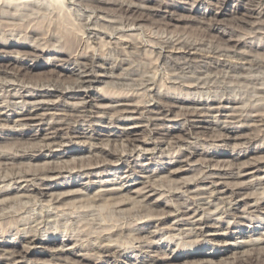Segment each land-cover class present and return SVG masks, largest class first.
<instances>
[{
  "label": "rangeland",
  "instance_id": "1",
  "mask_svg": "<svg viewBox=\"0 0 264 264\" xmlns=\"http://www.w3.org/2000/svg\"><path fill=\"white\" fill-rule=\"evenodd\" d=\"M5 1L9 3L7 8ZM256 5L257 0H0V38L26 41L40 50H47V53H42L29 46L0 47V65L14 75L11 77L13 89L47 85L52 81L68 86L77 77L76 69L70 64L72 57L91 51L104 58L101 66L104 69H97L96 74H108L100 76L102 80L96 81L89 89V96L110 97L129 93L130 103L141 107L154 105L157 108L184 101L189 110L193 106L200 109L197 111L199 118L193 119L195 125L188 131L181 116L185 107L161 109L157 120L142 111L134 115V122L140 125L138 133L149 142L148 150L133 148L121 138L110 142L106 150H99L98 147L102 146L100 139L105 140L108 133L117 132L123 125L120 106L116 107V112L115 108L100 109L105 111L106 117L103 115L99 123L93 115L91 120L93 125H97L94 128L98 136L87 131L86 126L85 130H80L77 137L85 142L89 139L87 145L46 148L39 153L33 152L42 154L34 157L28 151L34 146H16L13 144L15 140L3 139L0 135L3 137L0 138V191L5 192L0 200L6 198L10 203L9 208L0 211V242L19 246L21 238L33 236L36 239L34 252L37 254H30L20 264H67L66 257L75 261L79 259L78 255L94 254L105 246H109L113 259L96 258L85 261V264H146L153 257H172L180 250L203 252L196 258L201 264H230L237 252H251L264 247V214L260 213L248 215L238 212L241 218L210 216L213 219L210 221L211 230L218 231H206L205 236L195 232L193 226L183 223L170 230L180 215L175 204L183 207L188 203L190 208L197 207L199 211L208 201L214 205L211 211L227 207L225 201L216 200L218 196L209 198L211 186L200 181L210 172L218 175L235 172L243 163L264 160V123L259 121L264 119V19L257 20L258 17L247 12V8L259 9ZM127 42L130 46L126 45ZM186 47L193 48V54L187 55ZM53 51L62 53L53 55ZM193 58L197 59L194 61ZM115 61L119 64L116 63L117 67ZM193 83L196 87L192 86ZM0 90L2 102L6 93ZM109 102L106 99L99 105L105 107ZM53 112V108L48 110V113ZM231 118L235 124L226 122L232 121ZM154 124L159 126L158 133L152 130ZM10 125L13 126V123ZM232 127H239L236 138L222 141L225 129L231 131ZM19 129L13 126L11 132L16 133ZM30 129L32 132L22 141L38 142L43 136L39 134L43 132H38L35 138V128ZM160 138L164 140H158ZM91 140L94 142L91 143ZM94 143L97 147L92 145ZM108 150L118 151L116 154L121 160L116 162L109 157ZM44 156L51 157L49 164L47 159H42ZM47 165L66 166L70 170L52 180L32 182L38 187L42 183L51 187L63 184L53 191L59 195L60 203L57 204L49 195L37 191L25 192L22 188L17 189L11 181L19 173H35ZM180 167L182 170H178ZM135 177H139L142 184L133 185ZM185 181L190 183L189 191L201 194L191 199L189 192L182 188ZM227 182L229 187L245 182L246 187L240 193L249 196L250 203L264 200V167L253 177ZM144 183L154 189V193H146V196L151 195L150 198H141L135 192ZM22 185L25 186V183ZM107 193L116 200L124 199L125 204H114L107 197H101V194ZM242 209L243 205H240L239 210ZM158 213L164 214L158 217L164 219L161 223L154 220ZM227 222H230L229 229H226ZM117 228H123L122 234L115 232ZM152 233L156 235L153 237ZM133 236H141L143 240H133ZM23 244L21 241V246ZM42 251H45L44 254L40 253ZM50 251L55 255H51ZM69 252H75L77 256L73 257ZM190 260L183 256L175 264H189Z\"/></svg>",
  "mask_w": 264,
  "mask_h": 264
},
{
  "label": "bare ground",
  "instance_id": "2",
  "mask_svg": "<svg viewBox=\"0 0 264 264\" xmlns=\"http://www.w3.org/2000/svg\"><path fill=\"white\" fill-rule=\"evenodd\" d=\"M223 1V0H222ZM4 2V1H2ZM11 2V1H10ZM5 3L7 4V2L5 1ZM4 3V4H5ZM17 3V2H16ZM223 3V2H222ZM251 3V2H250ZM11 5V4H10ZM257 5H259V9L255 10L254 7L251 8H247V12H249V14L251 16L258 17L257 20L260 19H264V0H257ZM256 5V6H257ZM6 8L9 7V3L7 5H5ZM12 6V5H11ZM3 7V6H2ZM127 7V6H125ZM251 7V6H250ZM5 8V9H6ZM130 8V7H129ZM3 9V8H2ZM125 9V8H124ZM8 10V9H7ZM1 11V10H0ZM126 11V9H125ZM3 13H5V10H2ZM245 13V12H244ZM3 15V14H2ZM249 15V16H250ZM9 17V16H8ZM247 17V16H246ZM251 18V17H250ZM246 19V18H245ZM253 19V18H252ZM251 19V20H252ZM13 20V19H12ZM242 20V19H241ZM247 20V19H246ZM250 20V19H249ZM6 21V20H5ZM9 21V20H8ZM215 21V20H214ZM243 21V20H242ZM218 22V21H217ZM261 22V21H260ZM10 23V22H9ZM258 23V22H257ZM15 24V23H14ZM263 24V23H261ZM15 26V25H14ZM261 27H263L261 25ZM264 28V27H263ZM10 39V38H9ZM71 40V39H70ZM127 41V40H126ZM37 42V41H36ZM69 42V41H68ZM188 42V41H187ZM71 43V41H70ZM108 43V42H107ZM134 43V42H133ZM178 44V43H177ZM9 45H15L17 47H22V46H29L32 49H35L37 51H41L42 53H47V50H40L38 47L33 46L32 44H29L26 41H11V40H5L0 38V47H8ZM125 45V44H124ZM128 46H130V42L127 44ZM171 45V44H169ZM175 45V44H174ZM127 46V47H128ZM165 46V45H164ZM177 46V45H176ZM181 46V44H180ZM191 46V45H190ZM52 47V46H51ZM172 46H170L171 48ZM182 47V46H181ZM189 47V46H187ZM186 47V48H187ZM192 47V46H191ZM187 48L186 50V54L187 55H191L193 54V48ZM194 47V46H193ZM130 48V47H129ZM169 48V47H168ZM183 48V47H182ZM182 48H176L178 51ZM185 48V47H184ZM183 48V49H184ZM198 48V47H197ZM167 49V48H166ZM165 49V51H167ZM174 49V48H173ZM96 51V50H94ZM172 51V50H171ZM177 51V52H178ZM175 52V51H174ZM17 53V52H16ZM62 52L60 51H53V55H59ZM123 53V52H122ZM169 53V52H167ZM221 53V52H220ZM229 53V52H228ZM227 53V54H228ZM51 54V53H49ZM121 54V53H120ZM164 54V53H163ZM214 54V53H213ZM216 54V53H215ZM225 54V52H224ZM241 54V53H240ZM160 55H162L160 53ZM169 55V54H168ZM172 55V54H171ZM171 55L169 56V58L171 57ZM185 55V54H184ZM186 55V56H187ZM36 56V55H34ZM179 56V55H177ZM182 56V55H181ZM180 56V57H181ZM185 56V57H186ZM194 56V55H192ZM200 56V55H199ZM202 56V55H201ZM207 56V55H206ZM215 56V55H214ZM223 56V55H222ZM239 56V55H238ZM248 56V55H247ZM38 57V56H37ZM42 57V56H41ZM72 57V56H71ZM100 57V56H99ZM96 56V54L94 52L90 53H85V54H80L78 56H73L72 57V62L70 63L71 65L74 66V68L76 69L77 72V77L76 79L68 86H62L59 83H57L58 81H52L51 84H47V85H41V86H35V87H30V88H25V87H20L17 89H13L12 87H14V83H13V78H11L12 76H14L12 74V72L10 73L9 70H7V68L2 67L0 65V89H3L5 91H3L4 93H6V95L4 94V101L0 102V135H2L1 137L3 139H7V140H15L13 144H15L16 146L19 145H31L34 146L32 147L30 150H28L29 152L31 151L32 154L33 152H37L41 151L43 149H48L51 147H61V146H69V145H84L86 144V142H88V140L82 141L80 139H78L79 137H77V135L80 133V130L84 129L85 126L87 127V131L93 132L95 134H97L98 136V132L95 130V126L97 125H93L91 118L93 117V115H95V118H98V123L101 122L100 119L104 118V113L105 111H102L100 109L102 108H107V109H113L115 108V112H116V107H121L120 111H121V119L123 122L122 127L118 128V131H111L110 133H108L107 137L105 140L100 139V142L102 144L101 147H98L99 150L103 149L106 150V146H109L108 144L110 142L115 141L116 138H121L123 139L125 142L124 143H128L130 146H132L133 148H138L141 147L143 150H148L149 142L146 141L145 139H142V137L140 136V134L138 133V131L140 130L139 128V123H137L139 126L136 125V123L134 122V120H136L135 116L136 114L139 115V112H144V113H149L148 115L151 114V116H155L158 117L161 114V111L164 109L167 110H171L173 107H185L187 106L186 103L183 102H174V105H166V106H157V108L154 107V105H152V107H148V106H140L136 103H130V95L128 94H119V95H112L110 97H106V96H97V97H92L89 96V89L94 85V83L96 81H101L102 78H100V76H104L108 73L103 72V75H97L96 71L97 69H104L102 68V60ZM175 57V56H174ZM217 57V56H216ZM55 58V57H54ZM167 58V57H166ZM165 58V59H166ZM191 58V57H190ZM211 58V57H210ZM251 58V57H249ZM56 59V58H55ZM164 59V58H163ZM179 59V58H178ZM187 59V57L185 58V60ZM189 59V58H188ZM197 58H195L196 60ZM248 59V58H247ZM180 60V59H179ZM179 60H177V62H179ZM194 60V58H193ZM194 60V61H195ZM209 60V59H208ZM215 60V59H213ZM212 60V61H213ZM245 60V59H244ZM249 60V59H248ZM175 61V60H174ZM173 61V62H174ZM183 61V60H182ZM188 61V60H187ZM191 62V60H189ZM203 61V60H202ZM216 61V60H215ZM171 62V61H170ZM189 62V63H190ZM197 62V61H196ZM201 62V61H200ZM198 62V64L200 63ZM208 62V61H207ZM224 62V61H223ZM222 62V63H223ZM113 63V62H112ZM112 63H110L112 65ZM116 61H115V65H116ZM193 63V61H192ZM191 63V64H192ZM202 63V62H201ZM200 63V65H202ZM204 63V62H203ZM210 63V61L208 62ZM221 63V64H222ZM251 63V62H250ZM249 63V65H250ZM110 64H107L108 67ZM114 64V63H113ZM118 64V63H117ZM188 64V63H186ZM195 64V63H194ZM230 64V63H229ZM242 64V63H241ZM110 65V66H111ZM119 65V64H118ZM190 65V64H189ZM209 65V64H208ZM228 65V64H227ZM231 65V64H230ZM229 65V66H230ZM248 65V64H247ZM253 65V64H252ZM255 65V63H254ZM105 66V65H104ZM183 66V65H181ZM199 66V65H197ZM237 66V65H236ZM239 66V65H238ZM244 66V65H243ZM240 66V67H243ZM251 66V65H250ZM114 67V66H113ZM117 67V65H116ZM121 67V65H120ZM186 66H184L185 68ZM195 67V66H194ZM204 67V65H203ZM203 67H199L203 68ZM216 67V66H215ZM224 67V66H223ZM228 67V66H227ZM239 67V68H240ZM245 67V66H244ZM253 67V66H251ZM261 67V66H260ZM111 68V67H110ZM109 68V69H110ZM147 68V67H146ZM181 68V67H180ZM193 68V66H192ZM191 67L188 68L189 71L190 69H192ZM197 68V67H196ZM225 68V67H224ZM229 68V67H228ZM238 68V69H239ZM249 68V67H247ZM257 68V67H256ZM112 69V68H111ZM115 69V68H114ZM183 69V68H182ZM204 69V68H203ZM210 69V68H209ZM208 69V70H209ZM246 69V68H245ZM251 69V68H250ZM249 69V70H250ZM255 69V67H254ZM179 70V69H178ZM184 70V69H183ZM196 69H193V71ZM202 70V69H201ZM200 70V71H201ZM228 70V69H227ZM244 70V69H243ZM252 70V69H251ZM259 70V69H258ZM102 71V70H101ZM112 71V70H111ZM181 71V70H180ZM185 71V70H184ZM192 71V70H191ZM245 71V70H244ZM248 71V69H247ZM255 71V70H254ZM109 72V71H108ZM147 72V71H146ZM228 72V71H227ZM238 72V71H237ZM242 72V71H241ZM239 72V73H241ZM250 72V71H248ZM101 73V72H100ZM105 73V74H104ZM190 73V72H189ZM195 73V72H193ZM210 73V72H209ZM212 73V72H211ZM216 73V72H215ZM230 73V72H229ZM245 72H243L244 74ZM247 73V72H246ZM76 74V73H75ZM112 74V73H110ZM109 74V75H110ZM159 74V73H158ZM180 74V73H179ZM186 74V73H185ZM191 74V73H190ZM199 74V73H198ZM236 75V72H235ZM218 76V75H217ZM246 76V75H245ZM110 77V76H109ZM108 77V78H109ZM210 77V76H209ZM229 77V76H228ZM236 77V76H235ZM111 78V77H110ZM123 78V77H122ZM197 78V77H196ZM200 78V77H199ZM238 78V77H237ZM240 78V77H239ZM243 78V77H242ZM16 79V78H14ZM113 79V78H112ZM124 79V78H123ZM197 80V79H196ZM15 81V80H14ZM112 81V80H110ZM121 81V80H120ZM203 82V80H202ZM49 83V82H48ZM112 83V82H111ZM114 83V82H113ZM121 83V82H120ZM145 83V82H144ZM16 84V83H15ZM45 84V83H44ZM60 84V85H59ZM107 84V83H106ZM110 84V83H109ZM202 84V83H199ZM145 85V84H144ZM198 85V83H197ZM192 86H195L194 83ZM29 87V86H28ZM194 87V89H195ZM200 87V86H199ZM12 88V89H11ZM17 88V87H16ZM25 88V89H24ZM8 89V90H6ZM11 89V91L9 90ZM23 89V91H21ZM109 89V88H108ZM193 89V88H192ZM2 91V90H0ZM113 91V90H112ZM264 91V90H263ZM262 92V91H261ZM2 93V92H1ZM3 94V93H2ZM260 94V93H259ZM262 94V93H261ZM133 96V95H132ZM135 97V96H134ZM2 99V98H1ZM109 100V104L105 105V107H102L99 105V103L103 102L104 100ZM74 100V101H73ZM133 100V99H132ZM175 100V98H174ZM178 100V99H176ZM185 100V99H184ZM188 100V98L186 99ZM169 102V101H168ZM166 102V103H168ZM148 103V102H147ZM146 103V104H147ZM189 103V102H188ZM114 104V105H113ZM117 104V105H115ZM155 104V103H154ZM191 104V103H190ZM204 104V103H203ZM217 105V104H216ZM200 106V105H198ZM203 106V105H202ZM213 106V105H212ZM154 107V108H153ZM50 108H53L54 112L53 113H48V110H50ZM203 108V107H202ZM217 108V107H216ZM16 109H20V112H16ZM155 109V110H154ZM162 109V110H161ZM198 109L197 107L192 108V110L188 109L185 107L184 112L182 113V117L183 120L186 122H183L186 124V129L187 131L191 129V127H193V123L195 122L193 119L198 117ZM221 109V108H220ZM223 109V108H222ZM52 110V109H51ZM114 110V109H113ZM112 110V111H113ZM161 110V111H160ZM200 110V109H199ZM203 111V110H202ZM199 111V112H202ZM221 112V111H220ZM208 113V112H207ZM215 113H217L215 111ZM233 113V112H232ZM143 114V113H142ZM209 114V113H208ZM212 114V113H211ZM104 115V116H103ZM118 115V114H117ZM116 115V116H117ZM147 115V114H146ZM147 115V116H148ZM163 115V114H162ZM166 115V114H165ZM109 116V115H107ZM137 116V115H136ZM143 116V115H142ZM150 116V117H151ZM204 116V115H203ZM214 116V115H213ZM233 116V115H232ZM263 116V115H262ZM106 117V116H105ZM261 117V116H260ZM108 118V117H107ZM113 120V117H111ZM140 118V117H139ZM142 118V117H141ZM145 118V117H144ZM199 118V117H198ZM237 118V117H236ZM256 118V117H255ZM150 119V118H149ZM214 119V118H213ZM228 119V118H227ZM232 121H226L228 123H234L233 122V118H231ZM262 119V118H261ZM110 120V119H109ZM148 121V119H146ZM157 120V118L155 119ZM218 120V118H217ZM235 120V119H234ZM107 121V119H106ZM117 121V120H116ZM142 121V120H141ZM219 121V120H218ZM245 121V120H244ZM261 121V123H264V119L263 120H259ZM207 122V121H206ZM10 123H13V126H17L20 127L19 131L16 133L11 132L13 126L10 125ZM97 123V122H96ZM106 123V122H105ZM108 123V122H107ZM110 123V122H109ZM154 123V122H152ZM157 123V122H156ZM225 123V122H224ZM236 123V122H235ZM234 123V124H235ZM244 123V122H243ZM115 124L117 125V123L115 122ZM141 124H143L141 122ZM163 124V121H162ZM218 124V123H217ZM153 125V124H152ZM164 125V124H163ZM169 125V124H168ZM181 125V124H180ZM209 125V124H208ZM264 125V124H263ZM119 125H117L118 127ZM161 126V124H160ZM182 126V125H181ZM212 126V125H211ZM219 125H217L218 127ZM222 126V124H221ZM226 126V125H224ZM222 126V127H224ZM116 127V126H115ZM145 127V126H144ZM159 127V126H158ZM158 127L156 126V124H154V128L152 130H154L155 132L158 133ZM162 127V126H161ZM166 126H164L165 128ZM175 127V126H174ZM184 127V126H183ZM198 127V126H197ZM30 128H35V138L38 137V132H43L39 135H43L41 137V139L38 142H33V143H29V142H23L22 139L23 137L27 136L28 133L31 131ZM199 128V127H198ZM212 128V127H211ZM239 128V127H237ZM236 127H232L231 131L228 129H225V132L223 134V138L222 141L225 142V140H230V139H235L236 135L235 133L238 131ZM160 129V128H159ZM169 129V127H168ZM209 129V128H208ZM85 130V129H84ZM199 130V129H198ZM205 130V129H204ZM207 130V127H206ZM211 130V129H210ZM160 131V130H159ZM162 131V129H161ZM197 131V130H196ZM224 131V130H223ZM222 131V132H223ZM32 132V131H31ZM164 133V131H162ZM168 132V131H167ZM195 132V131H194ZM204 132V131H203ZM201 131V133H203ZM206 132V131H205ZM162 133V134H163ZM196 133V132H195ZM165 134V133H164ZM187 134V133H186ZM161 135V134H160ZM168 135V133L166 134V136ZM199 135V134H198ZM197 135V136H198ZM204 135V134H203ZM202 135V136H203ZM80 136V134H79ZM157 136V135H156ZM191 136V134L189 135ZM0 137V138H1ZM159 137V136H158ZM169 137V135H168ZM188 136H186L187 138ZM238 137V136H237ZM254 137V136H253ZM164 138V137H163ZM162 138V139H163ZM175 138V137H174ZM189 138V137H188ZM162 139H158L161 140ZM167 139V137H166ZM249 139V138H248ZM79 142H78V141ZM119 140V139H118ZM149 140V139H148ZM157 140V138H156ZM164 140V139H163ZM172 140V138H171ZM182 140V139H181ZM122 141V140H121ZM168 141V140H167ZM174 141V140H173ZM185 141V140H183ZM94 142V141H93ZM91 140V143H93ZM123 142V141H122ZM175 142V141H174ZM209 142V141H208ZM219 142V140H218ZM252 142V141H251ZM126 143V144H127ZM159 143V142H158ZM157 143V144H158ZM166 143V142H165ZM171 143V142H169ZM179 143V142H178ZM177 143V144H178ZM188 143V142H187ZM223 143V142H222ZM90 144V142H89ZM99 144V143H98ZM154 143H151V145ZM167 144V143H166ZM172 144V143H171ZM170 144V145H171ZM87 145V144H86ZM94 146L97 147V145L92 144ZM104 145V146H103ZM164 145V144H163ZM202 145V144H201ZM222 145V144H221ZM99 146V145H98ZM111 146V144H110ZM223 146V145H222ZM227 146V145H226ZM245 146V145H244ZM88 147H92L91 145ZM95 147V148H96ZM128 147V145H127ZM130 147V148H132ZM169 147V146H168ZM171 147V146H170ZM195 148V147H193ZM93 149V148H92ZM109 149V148H108ZM27 150V148H26ZM25 150V151H26ZM52 150V149H51ZM112 150V149H111ZM115 150V149H114ZM131 150V149H130ZM150 150V149H149ZM14 151V150H13ZM27 151V152H28ZM133 151V150H132ZM135 151V150H134ZM192 152V150H190ZM24 152V151H23ZM118 152V151H117ZM116 152V153H117ZM131 152V151H130ZM180 152V151H179ZM196 150L193 152V154H195ZM12 153V152H11ZM112 151H107V155L111 158L116 159L117 161H120L121 158L119 156V154L117 155ZM198 153V152H197ZM105 154V153H104ZM141 154V153H140ZM181 154V153H180ZM179 154V155H180ZM34 157L35 156H40L42 154H33ZM203 155V154H201ZM207 155V154H206ZM209 155V154H208ZM7 156V155H6ZM17 156V155H16ZM28 156V155H27ZM56 156V155H55ZM140 156V155H137ZM183 156V155H182ZM188 156V155H187ZM190 156V155H189ZM19 157V156H18ZM21 157V156H20ZM32 157V155H31ZM30 157V158H31ZM185 157V156H184ZM191 157V156H190ZM210 157V156H209ZM27 158V157H26ZM51 157H42V159H50ZM54 158V157H53ZM187 158V157H186ZM204 158V157H203ZM211 158V157H210ZM237 158V157H236ZM235 158V159H236ZM264 158V157H263ZM7 159V158H6ZM20 159V158H19ZM103 159V158H102ZM113 159V160H114ZM213 159V158H212ZM248 159V158H247ZM100 160V159H99ZM110 160V159H109ZM134 160V159H133ZM250 160V159H249ZM15 161V160H14ZM17 161V160H16ZM15 161V162H16ZM51 161V160H50ZM102 161V160H101ZM100 161V162H101ZM126 161V160H125ZM204 161V160H203ZM14 162V163H15ZM109 162V161H108ZM181 162V161H180ZM186 163L188 161H185ZM208 162V161H207ZM105 163V162H103ZM102 163V164H103ZM136 163V162H135ZM205 163V162H204ZM209 163V162H208ZM206 163V164H208ZM7 164V163H6ZM49 164V161H48ZM54 164V163H53ZM95 164V163H94ZM137 164V163H136ZM101 165V164H100ZM108 165V164H107ZM215 165V164H214ZM68 167V164L66 165ZM66 166H53V165H47L44 168L37 170L35 173H25V174H17L15 176L12 177V182L15 185V187L18 188H22L23 191L25 192H29V191H37L39 193H41L42 195H49L51 198H53L52 200L58 203L59 200V195H56L53 193L55 188H58L60 186H63V184H57L54 187L48 186V185H44L42 183L41 186H37V184H33L32 182H34L35 180H39V181H43L45 182L46 180H52L55 177L60 176L63 172H69L70 170L66 167ZM96 166V165H95ZM218 166V165H217ZM236 166V165H235ZM136 167V166H135ZM232 167V166H231ZM264 167V160H259V159H255L252 162H246L243 163L241 165H239V167H237L236 171H232L230 173H224V174H217L216 172L208 174L207 176H205L204 178H202L200 181H202V183L205 184H209L211 186V191L209 192V198H216V196H218V198L216 200H222L225 201L228 205L227 207H225V209L220 208L217 209L215 208L213 211L212 208H214V205L211 204L212 201H208L205 202L202 206V210L196 207L190 208L189 205L186 206H179L176 205L177 207V211L180 210V215L178 217V220L173 222V226L172 228H170V230H173L178 224L183 223L184 225H189V226H193V229L195 232H197L198 234H200L201 236H205L204 234L209 231H218V230H211V228H213V226L210 224V221L213 220L210 218V216H215V215H220L221 216H225V217H232V218H241L238 217V212H243V213H248V215H252L254 213H260V214H264L262 213L264 211V200L262 201H255L253 203H250V201L248 200L250 197L247 195H243L242 193H240L241 190L245 189L246 187V183L245 182H239L235 185V187H229V183L227 182L228 180H241L245 177H253L254 174L260 172V170ZM10 168V167H9ZM84 169V168H83ZM234 169V168H233ZM232 169V170H233ZM86 170V169H85ZM89 170V169H88ZM178 170H182L181 167L178 168ZM177 171H173L172 173L178 172ZM130 171L135 173V170L133 168H130ZM206 171V170H205ZM229 171V170H228ZM129 172V174L131 173ZM138 172V170L136 171V173ZM88 173V172H87ZM219 173V172H218ZM13 174V173H12ZM86 174V173H85ZM89 174V173H88ZM132 174H130L131 176ZM129 176V177H130ZM136 176V175H135ZM11 177V176H10ZM8 178V177H7ZM145 178V177H144ZM196 180V179H195ZM194 180V181H195ZM198 180V179H197ZM37 181V182H39ZM139 177H135L132 182L133 185L136 184H142L141 182H139ZM11 182V183H12ZM25 183V186H23L22 184ZM40 184V183H39ZM181 184V183H180ZM190 183L188 181H185L182 183V188L185 189V192H189L188 195H190L191 199L195 198L196 196L200 195L201 193H197L199 191H189L188 189V185ZM8 185V184H7ZM12 185V184H11ZM10 185V186H11ZM51 185V184H49ZM248 185V184H247ZM4 186V185H3ZM11 188V187H9ZM248 188V187H247ZM8 189V188H7ZM16 189V190H17ZM181 189V188H179ZM208 189V188H207ZM153 187L148 185V184H143L142 188L137 189L135 192H137L138 196H141V198L144 196H146V193H154L153 192ZM199 190V189H198ZM6 191V190H4ZM205 191V190H204ZM207 192V190H206ZM8 193V192H7ZM4 193H1L0 191V198L3 197ZM35 194V193H34ZM143 194V195H142ZM203 194V193H202ZM11 195V194H10ZM9 195V196H10ZM205 195V194H204ZM36 197V196H35ZM101 197H107L109 201H113L115 202L114 204H118V205H123L125 204V200L124 199H120V200H116L115 197L112 196V194H101ZM147 198H150L151 195H147ZM145 197V198H146ZM174 198V197H173ZM179 198V197H178ZM188 198V197H187ZM51 200V201H52ZM145 200V199H144ZM201 200V199H200ZM212 200V199H211ZM6 201V202H5ZM177 201V199H176ZM195 201V200H194ZM198 201V200H197ZM185 202V200H184ZM54 203V202H53ZM191 203V202H190ZM0 211L3 212L5 209L9 208V204H8V200L6 198H3L2 200H0ZM57 204V203H56ZM181 204V203H180ZM184 204V203H182ZM225 204V203H224ZM240 205H243V211H240ZM52 206V205H51ZM172 206V205H171ZM192 206V204H191ZM175 211V210H174ZM9 213V212H8ZM216 213V214H215ZM167 214V213H166ZM7 215V213H6ZM4 215V216H6ZM9 215V214H8ZM164 214H160L158 213L156 216V218L154 220H159L160 223L163 222V218H158L159 216H163ZM2 216V215H1ZM9 217V216H8ZM166 218V217H164ZM0 219H2V217H0ZM153 220V219H152ZM221 220V219H220ZM216 222V221H215ZM219 222V221H218ZM230 226V222H227V227L226 229H229ZM195 227V228H194ZM122 230L123 228H117L115 230L116 231H120L122 234ZM138 230V229H137ZM112 232V231H111ZM114 232V230H113ZM130 232L131 229H130ZM6 233V232H5ZM28 233V232H27ZM153 237L154 235H156V233H152ZM140 235V234H137ZM31 237H25V238H21V240L18 241V245L19 246H15L14 243L10 245V243L1 241L0 244H2V246H0V264H3L6 262V264H20L22 262V260H26L28 258V256L32 253L37 254L34 252V245L36 242V239ZM132 237V236H131ZM141 236H133V240H137L140 239ZM143 240V239H140ZM205 240V239H204ZM21 241L23 244V246H21ZM91 241V240H90ZM205 241H209V240H205ZM46 242V241H45ZM197 242V241H196ZM46 243H50L49 241ZM154 242H151V244ZM194 243V242H193ZM196 244V243H195ZM198 244V243H197ZM49 245V244H48ZM257 245V244H256ZM1 247H5L4 249H1ZM21 247V249H19ZM109 246H105L101 249H99L96 253L94 254H86L87 256L84 255H76L75 252H69V254H71L73 257L77 256L79 257V259L76 261H71L72 259L67 258V261L65 260V262L67 264H85V261H92L93 259H101V258H106V259H110L111 255L109 253ZM105 249V250H104ZM254 249V248H253ZM183 250H180L179 252H177L174 256L169 257L168 255H165L162 258H157V257H153L151 258L146 264H175L177 261L181 260L183 258V256H186V258H190L191 262L189 264H201L199 263V260L196 259L198 255H202L204 254L203 252H198L197 250H187L185 252H182ZM43 252V251H42ZM41 254H44V252ZM52 254L51 255H55L53 253V251H50ZM41 256V255H40ZM50 256V255H49ZM54 257V256H53ZM81 258V259H80ZM39 259V258H38ZM37 259V260H38ZM64 259V258H63ZM113 259V257L111 258ZM30 260V259H29ZM202 260V259H201ZM26 262V261H25ZM36 262V261H35ZM208 262V261H206ZM39 263V262H37ZM89 263V262H88ZM42 264H46L43 263ZM94 264H99V263H94ZM230 264H264V247H258L255 248V250H251V252L249 251H245V252H237L236 255L234 257H232Z\"/></svg>",
  "mask_w": 264,
  "mask_h": 264
}]
</instances>
